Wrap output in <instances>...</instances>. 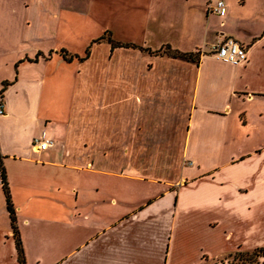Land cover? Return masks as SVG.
<instances>
[{"label":"crops","instance_id":"obj_1","mask_svg":"<svg viewBox=\"0 0 264 264\" xmlns=\"http://www.w3.org/2000/svg\"><path fill=\"white\" fill-rule=\"evenodd\" d=\"M171 1L0 0V156L20 242L65 247L47 264H222L264 246V4L219 17ZM82 25L80 49L37 43ZM225 36L237 64L208 53ZM41 132L53 144L35 150Z\"/></svg>","mask_w":264,"mask_h":264},{"label":"rangeland","instance_id":"obj_2","mask_svg":"<svg viewBox=\"0 0 264 264\" xmlns=\"http://www.w3.org/2000/svg\"><path fill=\"white\" fill-rule=\"evenodd\" d=\"M171 1V0H169ZM225 3H228L227 6V15L231 16L235 12V4L241 5V2H235L233 0H223ZM170 5H173L176 10L182 9L183 4L180 3L179 0H172ZM168 4V5H169ZM264 4V0H250L249 2V11L246 12V16L250 17L254 15L255 10L259 6H262ZM263 7V6H262ZM264 10V7L262 11ZM248 14V15H247ZM213 17V16H211ZM257 17V16H255ZM219 20L218 18L215 20V23L217 24ZM180 21V20H179ZM179 25V22L177 23V27ZM88 26L82 25L81 27H78L73 32L75 37H64V35L61 34V37H54V38H45L43 40L37 41L38 45H40L43 49L45 48H52L56 45V40L59 38L58 43L64 42L65 44L69 45L71 48L80 49V41L81 36L91 31V27L87 28ZM77 36V37H76ZM33 43L29 42L26 44L25 48L26 50L32 48ZM164 46L160 47L155 53L162 52ZM68 53V52H67ZM69 54V53H68ZM53 70L56 73L59 68H56L55 65H53ZM14 73V70L6 71L1 70L0 71V77H4L6 75H11ZM62 72H60L61 74ZM2 80L0 79V89L2 87ZM0 161L3 169L5 170L6 174V166L4 164L5 158L3 156H0ZM6 179V177H5ZM9 186V185H8ZM9 189V188H8ZM10 194V192H9ZM11 200V197H10ZM22 218L19 217L18 221H21ZM9 224V219L6 214L5 209V200H4V194L2 192L1 186H0V264H19L17 260V249L15 247V241L12 243L11 240H7L8 236L6 235V229ZM13 235V233H12ZM38 236V235H37ZM54 236V235H53ZM21 238V237H20ZM40 237L37 239H34V237L28 236L27 240L23 244L22 240L20 242L21 250H22V258H23V264H34L35 261L38 259V264H47L48 262L52 261L54 258H56L60 253H62L65 250L64 246L56 245L54 240H52V244L47 240H39ZM45 238V237H43ZM10 239V238H9ZM248 251H237L234 254L227 255L224 258H221L220 261L222 264H251ZM202 262V261H201ZM199 262L198 264H200ZM261 262V263H260ZM257 264H264V259L259 260Z\"/></svg>","mask_w":264,"mask_h":264},{"label":"built area","instance_id":"obj_3","mask_svg":"<svg viewBox=\"0 0 264 264\" xmlns=\"http://www.w3.org/2000/svg\"><path fill=\"white\" fill-rule=\"evenodd\" d=\"M207 11L219 17H222L226 12L225 3L223 0H208ZM214 58L237 64L245 58V48L234 38L225 36L212 44L208 51ZM0 114H3V105L0 102ZM31 147L35 150H43L53 144V141L48 138L43 132L31 138Z\"/></svg>","mask_w":264,"mask_h":264},{"label":"trees","instance_id":"obj_4","mask_svg":"<svg viewBox=\"0 0 264 264\" xmlns=\"http://www.w3.org/2000/svg\"><path fill=\"white\" fill-rule=\"evenodd\" d=\"M101 39H106L108 42H110V44L112 46H131L132 44H128V43H121V42H117L114 41L110 38L109 32L105 31L103 33L102 36L95 38V41L101 40ZM87 48L84 51V56L87 55ZM163 52H165L166 54L172 55V56H179V57H184L187 59H195L196 54L194 53H182V52H178L176 50H173L171 48H169L168 46H165L162 50ZM59 55L64 59V60H70L72 57H76L77 59H81L80 57H78L75 54H68L65 50L61 49L59 50ZM7 84V82H3L2 84V88L0 89V94L3 90V87ZM0 186L2 189V192L4 194V200H5V209L8 213L9 216V220H10V225L12 228V233H13V238L15 241V247L17 249V260L19 262V264H23V258H22V250H21V246H20V240L18 239L17 235H16V231L14 229V215H13V207H12V203L10 200V194H9V189L6 183V179H5V172L4 169L1 165V161H0ZM249 257L251 258L250 261L252 262L251 264H257L258 259L262 261V258L264 257V246L261 247H256L254 249H252L249 252Z\"/></svg>","mask_w":264,"mask_h":264}]
</instances>
